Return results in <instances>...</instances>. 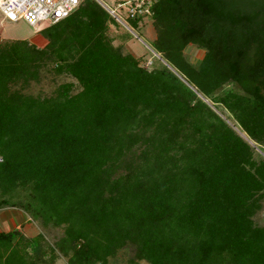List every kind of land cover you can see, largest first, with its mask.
I'll return each mask as SVG.
<instances>
[{
    "label": "trees",
    "instance_id": "obj_1",
    "mask_svg": "<svg viewBox=\"0 0 264 264\" xmlns=\"http://www.w3.org/2000/svg\"><path fill=\"white\" fill-rule=\"evenodd\" d=\"M149 20L150 70L111 45L94 0L43 28V47L0 44V209L63 225L67 264L126 247L128 264H264V0H151ZM45 66L78 91L10 90ZM21 239L0 232V264H31Z\"/></svg>",
    "mask_w": 264,
    "mask_h": 264
},
{
    "label": "rangeland",
    "instance_id": "obj_2",
    "mask_svg": "<svg viewBox=\"0 0 264 264\" xmlns=\"http://www.w3.org/2000/svg\"><path fill=\"white\" fill-rule=\"evenodd\" d=\"M80 1V4H82L83 0ZM99 1L106 6H114L113 0ZM128 29L129 31L115 23L114 25L108 26L105 34L109 38L113 47L119 49L121 54L131 55L141 68L150 70L157 65V63H160V58L150 48L151 41L154 38L150 26V20L144 19L135 27L128 25ZM9 41H26L38 48L43 47L45 44V41L40 36L32 35L30 28L23 21L6 23L4 25L0 24V44ZM183 55L189 63L196 65L201 59L203 51L192 45H187L183 51ZM49 69V66L42 67L39 72L38 81L30 82L26 86L17 82L13 86H10V90L17 91L26 96L38 97L40 99L49 98L58 85L65 83L72 84L73 87L71 93L78 91L79 88L73 79L66 75L56 76L53 73H50ZM215 112L219 114L218 111ZM220 117L225 120V122L229 123L223 116L220 115ZM254 153L264 159V154L258 149L254 148ZM14 197V200H18L21 203L29 201V198L26 196V191L23 189H17ZM15 209H21L20 211L23 212V208L21 207ZM9 211L8 208H2L0 209V214ZM23 213L27 215V224L29 226H27L28 228L26 227V229H23L22 226H20V231L14 229L22 238L17 241V244L15 240L13 241L14 244H16L18 254L24 256L28 261H31V264H67L66 257L62 256L56 247L60 238L63 236L64 226H54L50 221L43 223L40 217L34 218L25 212ZM2 216L0 217V231L3 232L2 225L6 217L4 215ZM253 223L255 226L264 225V200L261 204L260 210L253 217ZM5 231L9 232L11 230ZM32 241L35 242V244L30 246ZM131 258H133V252L130 248L126 247L125 249L119 250L113 258L108 259V264H128V260ZM135 263L147 264L143 260L136 261Z\"/></svg>",
    "mask_w": 264,
    "mask_h": 264
},
{
    "label": "built area",
    "instance_id": "obj_3",
    "mask_svg": "<svg viewBox=\"0 0 264 264\" xmlns=\"http://www.w3.org/2000/svg\"><path fill=\"white\" fill-rule=\"evenodd\" d=\"M114 6L97 4L108 16L125 30L128 22H141L150 17L151 0H113ZM112 1V2H113ZM80 0H0V24L23 21L36 36L43 28L63 20L80 5Z\"/></svg>",
    "mask_w": 264,
    "mask_h": 264
},
{
    "label": "crops",
    "instance_id": "obj_4",
    "mask_svg": "<svg viewBox=\"0 0 264 264\" xmlns=\"http://www.w3.org/2000/svg\"><path fill=\"white\" fill-rule=\"evenodd\" d=\"M8 209L10 210L9 212H5L4 214H0V217L2 215H4L7 219V220L6 219L4 220V223L2 225L3 232L2 231H0V232L6 233L7 231H5V230H14V229H16L17 231H20L19 230L20 226H22L23 229H26V227L29 226L27 224V221H28V219L26 217L27 215H25L20 210H16L15 208H8Z\"/></svg>",
    "mask_w": 264,
    "mask_h": 264
},
{
    "label": "water",
    "instance_id": "obj_5",
    "mask_svg": "<svg viewBox=\"0 0 264 264\" xmlns=\"http://www.w3.org/2000/svg\"><path fill=\"white\" fill-rule=\"evenodd\" d=\"M96 2V0H94ZM97 3V2H96Z\"/></svg>",
    "mask_w": 264,
    "mask_h": 264
}]
</instances>
